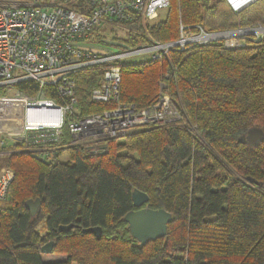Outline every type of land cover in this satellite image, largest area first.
<instances>
[{
  "label": "trees",
  "instance_id": "obj_1",
  "mask_svg": "<svg viewBox=\"0 0 264 264\" xmlns=\"http://www.w3.org/2000/svg\"><path fill=\"white\" fill-rule=\"evenodd\" d=\"M22 1L50 8L66 0ZM258 1L237 14L226 0H171L167 20L147 28L158 43H169L179 39L180 23L193 33L264 26ZM102 74L94 67L74 76L84 114L110 108L89 101ZM121 76L122 104L146 109L164 84L184 121L110 140L105 154L72 148L69 162L60 161L66 152L7 156L14 180L0 202L8 203L0 207V264H264V142L253 150L239 142L251 129L264 131V38L233 50L219 44L173 50L162 60L122 65ZM17 88L29 96L39 90L36 83ZM46 97L57 98L53 90ZM136 190L149 197L145 207L173 215L167 235L144 247L124 222L137 210ZM38 199L32 217L25 203ZM69 225V232L59 231ZM90 228H101V238L83 232ZM51 242L53 255L66 261H43L41 248Z\"/></svg>",
  "mask_w": 264,
  "mask_h": 264
},
{
  "label": "built area",
  "instance_id": "obj_2",
  "mask_svg": "<svg viewBox=\"0 0 264 264\" xmlns=\"http://www.w3.org/2000/svg\"><path fill=\"white\" fill-rule=\"evenodd\" d=\"M85 1L89 9L77 11L67 5L45 8L37 1L0 0V127L23 122L18 131L0 128V157L23 151L49 159L78 147L94 154L108 141L138 129L184 121L175 102L164 94V84L158 101L146 109L122 104L121 66L130 64L136 56L162 60L173 50L186 52L195 45L219 44L233 50L264 38V27L260 26L223 32H206L198 27L199 32L193 33L180 23L176 41H152L116 52L101 51L86 43L93 32L106 24L133 26L141 19L156 23L162 12L170 8L171 0ZM256 1L226 0L237 14ZM94 67H101L103 76L100 86L91 91L89 101L110 108L102 113L84 114L75 97L74 76ZM21 83H36L38 93L29 96L17 88ZM51 90L57 98L46 97ZM33 119H46L51 124L31 126ZM13 180L11 171L0 173V202L6 200Z\"/></svg>",
  "mask_w": 264,
  "mask_h": 264
},
{
  "label": "water",
  "instance_id": "obj_3",
  "mask_svg": "<svg viewBox=\"0 0 264 264\" xmlns=\"http://www.w3.org/2000/svg\"><path fill=\"white\" fill-rule=\"evenodd\" d=\"M242 145L250 149L259 147L264 142V131L258 128L251 129L246 135L239 140ZM107 153V145H103L99 154ZM255 185L259 183L249 180ZM133 205L137 210H133L124 217V222L128 226L129 233L141 247L146 246L149 242L157 241L164 238L168 233L169 225L173 222V215L164 209L153 210L145 205L149 201V197L140 192L134 191L132 194ZM41 206V200H29L25 203L26 209L30 212L32 217H35ZM74 226H61L59 231L67 233L72 230ZM84 233L93 234L97 239L101 238V228H90L83 231ZM54 242L48 243L41 248V254L53 255Z\"/></svg>",
  "mask_w": 264,
  "mask_h": 264
},
{
  "label": "rangeland",
  "instance_id": "obj_4",
  "mask_svg": "<svg viewBox=\"0 0 264 264\" xmlns=\"http://www.w3.org/2000/svg\"><path fill=\"white\" fill-rule=\"evenodd\" d=\"M3 1H13V2H21L22 0H3ZM215 1V0H214ZM39 5L43 7V5L39 2ZM68 8H71L73 10L77 11H86L88 10V6H84L83 8H75L71 4L67 6ZM255 7L256 9L259 10H264V0H259L256 4ZM171 13V10H165L162 12V14L159 17L158 22L156 23H147L144 20H139L138 23H136L133 26H128L124 24H106L103 25L99 30H97L94 34H92L91 37L88 38L86 43H89L92 41L98 50L101 51H117L123 48H134L138 46H142L144 44L150 43L152 41L157 42L155 39L151 38L149 35V30L147 27L154 26L157 23L165 22L167 18L169 17ZM261 17H264V14L261 15ZM260 27H264L261 25H258ZM260 41V40H259ZM137 45V46H136ZM149 55H144V56H136L130 60V63H141L150 60ZM32 125H38V122H33L31 120L29 122ZM46 124H51L49 121H47ZM21 125H23V122L21 121L20 123L14 122L10 124H3L2 127H0L2 130H5L7 132H10L11 130L18 131L21 128ZM196 134V133H195ZM7 157H0V173L4 171H11L8 166V160L6 159ZM70 156L68 152L64 153L60 157V161L62 162H69ZM13 173V171H11ZM2 204V203H1ZM0 204V207H4L8 203H3L2 205ZM43 226L39 227L38 230L43 233ZM174 257V254L173 256ZM177 257V256H176ZM43 261L46 263H55V262H62L66 261L68 258L66 256H61V255H44L42 254Z\"/></svg>",
  "mask_w": 264,
  "mask_h": 264
},
{
  "label": "crops",
  "instance_id": "obj_5",
  "mask_svg": "<svg viewBox=\"0 0 264 264\" xmlns=\"http://www.w3.org/2000/svg\"><path fill=\"white\" fill-rule=\"evenodd\" d=\"M56 2V3H55ZM60 2V0H52L51 2H49L50 4H49V6H54V5H56L57 3H59ZM72 3V1H70V0H66L62 5H69V4H71ZM15 131V129L14 130H11L10 132H14ZM45 261V260H44Z\"/></svg>",
  "mask_w": 264,
  "mask_h": 264
},
{
  "label": "bare ground",
  "instance_id": "obj_6",
  "mask_svg": "<svg viewBox=\"0 0 264 264\" xmlns=\"http://www.w3.org/2000/svg\"><path fill=\"white\" fill-rule=\"evenodd\" d=\"M249 1H251V0H244V3H247V2H249ZM30 124V123H29ZM31 126H39L40 124H38V125H32V124H30ZM46 125H48V124H46ZM50 125V124H49Z\"/></svg>",
  "mask_w": 264,
  "mask_h": 264
}]
</instances>
